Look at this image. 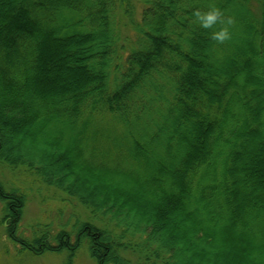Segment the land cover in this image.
Here are the masks:
<instances>
[{
  "label": "trees",
  "instance_id": "trees-1",
  "mask_svg": "<svg viewBox=\"0 0 264 264\" xmlns=\"http://www.w3.org/2000/svg\"><path fill=\"white\" fill-rule=\"evenodd\" d=\"M0 161L89 213L19 255L264 264V0H0Z\"/></svg>",
  "mask_w": 264,
  "mask_h": 264
},
{
  "label": "rangeland",
  "instance_id": "rangeland-1",
  "mask_svg": "<svg viewBox=\"0 0 264 264\" xmlns=\"http://www.w3.org/2000/svg\"><path fill=\"white\" fill-rule=\"evenodd\" d=\"M24 166L11 168L0 161V183L7 189H17L22 193L26 202L23 208L20 231L30 233L35 226L49 225L55 233L59 227L66 224L65 229L71 230L76 221L88 220V212L75 200L68 198L52 187L39 184L34 176L25 171ZM2 204L0 203V218ZM37 228V227H36ZM15 247L4 234V227L0 224V264H64L66 253H45L40 256L19 255ZM73 264H96L86 249L80 248Z\"/></svg>",
  "mask_w": 264,
  "mask_h": 264
},
{
  "label": "clouds",
  "instance_id": "clouds-1",
  "mask_svg": "<svg viewBox=\"0 0 264 264\" xmlns=\"http://www.w3.org/2000/svg\"><path fill=\"white\" fill-rule=\"evenodd\" d=\"M218 14H219L218 12H213V13L207 14V16L203 18L204 26L208 27L211 24H213L216 21ZM227 37H228V32H227L226 29L223 30V31L215 33L214 36H213L214 39H217V40H219L221 42L223 40H225Z\"/></svg>",
  "mask_w": 264,
  "mask_h": 264
}]
</instances>
